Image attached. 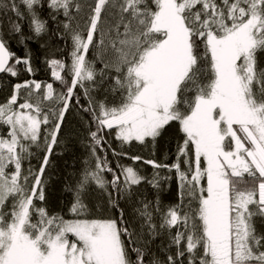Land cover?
Returning <instances> with one entry per match:
<instances>
[{"label":"snow or ice","instance_id":"6c2138e0","mask_svg":"<svg viewBox=\"0 0 264 264\" xmlns=\"http://www.w3.org/2000/svg\"><path fill=\"white\" fill-rule=\"evenodd\" d=\"M52 37L70 38L66 56ZM27 41H43L53 82L0 102V264H264V0H0V73L38 71ZM73 108L87 155L55 211L51 157Z\"/></svg>","mask_w":264,"mask_h":264},{"label":"trees","instance_id":"16d2710c","mask_svg":"<svg viewBox=\"0 0 264 264\" xmlns=\"http://www.w3.org/2000/svg\"><path fill=\"white\" fill-rule=\"evenodd\" d=\"M12 18L13 20H15L14 14ZM21 23L23 31L27 34L29 31L27 19L21 21ZM50 27L54 28V25L50 24ZM49 35H51V33H49ZM44 39H48V37L45 36ZM42 42L43 41H27V46L32 51V65L34 68L38 69L35 74L21 72L18 77H11L9 74L3 73L0 74V102H3L11 94L12 86L15 83H20L27 79L53 82L49 66L44 63L45 57L46 55H48V52L46 49H42L40 47V43ZM51 43L60 48H64L63 53L58 54L57 58H59L60 55L66 56L67 51L71 48L70 38L67 40V47H65L64 41L58 40L55 37H52ZM10 44L11 49L15 51L17 55H23L24 46L18 43L17 37L13 36L10 40ZM97 66L99 67L100 65ZM54 87H58V83L54 84ZM81 102H84L83 99L81 100ZM82 115L84 116V119H88L85 114H78L75 108L71 109L67 113L61 137L63 138L70 133L71 138L67 140L66 145L57 146L54 149V153L51 157L54 166L50 169L52 180L48 185L46 195L48 199V206L53 208L55 211H61V209H64L66 211L65 205L68 204L69 200L71 199V195L70 193L64 191L65 183L72 180V177L69 175L70 173L78 172L83 168V161L87 155V151L82 142V134L84 133L81 122ZM175 135L176 130L175 128H172L169 129L168 132H166L164 136L157 141L155 149V158L157 160H163L165 153L171 154L172 152H174ZM106 139L111 143L113 148H115L117 151H120L119 142L114 138V136L106 137ZM124 150L128 152L129 155L140 154L143 155L145 159L151 158V145L145 147L137 143H133L131 145H125ZM57 153H62V155H57ZM39 155H42V153H40ZM109 159H114L111 156L110 151ZM121 162L126 164L132 163V161L128 160L127 158H124ZM32 163L33 165H38L39 161L34 158L32 160ZM135 166L142 168L145 175L150 176L152 173L151 166L142 164L140 162H137ZM108 178L111 179L110 176ZM137 191L143 192L148 196L149 199L153 198L154 196V190L148 184H141ZM162 199L165 203L174 202V193L165 192L162 194ZM128 210L130 212L131 208L129 207ZM161 243H168L166 235L161 236L154 241L152 245L153 251L159 253V248L157 246Z\"/></svg>","mask_w":264,"mask_h":264},{"label":"water","instance_id":"95a60500","mask_svg":"<svg viewBox=\"0 0 264 264\" xmlns=\"http://www.w3.org/2000/svg\"><path fill=\"white\" fill-rule=\"evenodd\" d=\"M1 74V73H0Z\"/></svg>","mask_w":264,"mask_h":264}]
</instances>
